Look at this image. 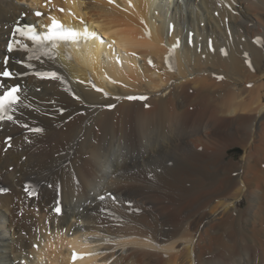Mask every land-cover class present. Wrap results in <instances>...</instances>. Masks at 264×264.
Returning a JSON list of instances; mask_svg holds the SVG:
<instances>
[{
  "label": "bare ground",
  "instance_id": "6f19581e",
  "mask_svg": "<svg viewBox=\"0 0 264 264\" xmlns=\"http://www.w3.org/2000/svg\"><path fill=\"white\" fill-rule=\"evenodd\" d=\"M263 28L264 0H0V72L26 74L3 81L0 264H264V147L227 157L254 149Z\"/></svg>",
  "mask_w": 264,
  "mask_h": 264
},
{
  "label": "snow or ice",
  "instance_id": "6c2138e0",
  "mask_svg": "<svg viewBox=\"0 0 264 264\" xmlns=\"http://www.w3.org/2000/svg\"><path fill=\"white\" fill-rule=\"evenodd\" d=\"M35 15L37 17H39L43 14L40 13L39 11H37L35 13ZM58 27H59V25L57 23L54 22L52 24V29H56ZM171 29H174V26H171ZM67 34H68L67 36H62L61 34H58L56 32H52V34L46 35L44 37V39L51 40V39H56V38H61V37L67 39V38L74 37L77 35V33L73 34V32H69ZM15 35H19L21 37L28 36V38L33 40V41L39 39L35 35L33 27L28 26V25H24V26L17 25L14 29V36ZM85 35H87V33H85ZM191 35L192 34L189 33V43H191ZM178 44H179V40H177V46H178ZM12 51H13V47H12V44L10 43L8 45V52L11 53ZM29 59H31V57H29ZM7 63H8V58H5V61H4L5 68L2 72H0V89L7 88V90L4 91L2 95H0V113L4 114V115H0V122L4 121L5 119L7 121H13L14 120V116L12 114H9V113H14V112L18 111L16 106L20 102L19 93L21 91V88L19 85L7 87L3 83V81L21 78L24 75H26L25 73H16V75L14 76L12 71L6 67ZM20 63H21L22 67H29L31 70V74L36 76V78H38V79H50V80L60 79V77L56 71L36 70L33 68L32 65H25L23 62H20ZM74 98H78V97H74ZM128 99H130V100H132V99L145 100V99H147V97H143V96H141V97H128ZM106 107L111 108V107H114V105H108ZM59 111H60V114L63 115L64 110L60 109ZM25 127H27V125H25ZM32 131L42 132L43 130L41 128H35V129H32ZM10 140H11V138H6V145L8 147L11 146ZM5 150H7V149H5ZM26 191H28V189H26ZM32 195H34V193L29 191V196L31 197ZM100 198L103 199L104 197L102 196ZM54 211L57 215L61 214L62 210H61V207L59 206V204H57V206L54 208ZM90 255H93V254L90 253ZM83 258H85V257L79 256L76 252H73V255H72L73 262H75L77 259H83ZM106 264H111V261L106 262Z\"/></svg>",
  "mask_w": 264,
  "mask_h": 264
},
{
  "label": "rangeland",
  "instance_id": "374dc122",
  "mask_svg": "<svg viewBox=\"0 0 264 264\" xmlns=\"http://www.w3.org/2000/svg\"><path fill=\"white\" fill-rule=\"evenodd\" d=\"M83 1H86V0H83ZM256 24H257V20H256ZM256 24H255V26L254 25H249V28L251 29V28L254 27V29L260 30L261 27H262V25H260L259 22H258L257 25ZM245 26H247V25H245ZM249 28L247 27L246 29H249ZM251 86H252V83H250L247 88L250 89V90L253 89V87H251ZM245 87H246L245 84H243L241 86V89H244ZM246 94L249 95V93H246ZM263 114L264 113H262L258 117V119L256 120V124L257 125H255V126H256V129H257L256 131L257 132H256V135H255V138H254V149L253 150L248 149L247 147H244L243 145H240L239 144L240 142L238 141V143H236V145H233V146L230 147V151L228 152L229 155H227L229 161H235L238 165L244 167V164H245V161H246L247 156L248 155L256 156L258 154V152H259V148L264 147V115ZM262 116H263V118L261 119ZM259 131H260V133H259ZM202 147H204V146H202ZM194 149H195V145L192 146V150H194ZM198 151H201V149L198 148ZM260 159H261V157H260ZM258 169L253 172L252 176H254V175H260V172L261 173H264L263 172L264 171V159L263 158H262L261 165L258 167ZM11 171H9V173L11 172L10 174L12 175L15 171L13 169ZM7 191L8 190H6L5 192H7ZM229 197H231V196L230 195L229 196H223L222 197V200L225 201V202L227 201L226 203H228L229 202ZM120 204H122V202H120ZM248 206H250L249 205V201H248V196H243V198H241L238 201V203L236 205V210L235 211H236L237 214H245V212L247 211V207ZM102 207H105L106 208V206H102ZM105 208H103V210ZM206 210L208 211V209H206ZM219 217L220 216H218L217 219ZM8 224H9L8 220H7V222H4V224H0V229L5 230V231L7 230L12 235L13 234V229L9 228L8 227ZM248 227L250 228L251 226L248 225ZM196 239H195V241H196Z\"/></svg>",
  "mask_w": 264,
  "mask_h": 264
}]
</instances>
